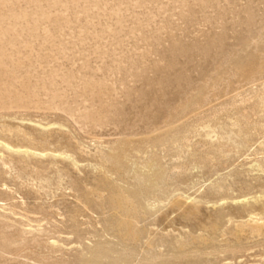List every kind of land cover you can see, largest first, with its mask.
I'll return each instance as SVG.
<instances>
[{"label":"rangeland","instance_id":"374dc122","mask_svg":"<svg viewBox=\"0 0 264 264\" xmlns=\"http://www.w3.org/2000/svg\"><path fill=\"white\" fill-rule=\"evenodd\" d=\"M0 15V264H264V0Z\"/></svg>","mask_w":264,"mask_h":264},{"label":"bare ground","instance_id":"6f19581e","mask_svg":"<svg viewBox=\"0 0 264 264\" xmlns=\"http://www.w3.org/2000/svg\"><path fill=\"white\" fill-rule=\"evenodd\" d=\"M1 16V15H0ZM2 50L0 49V52H1ZM11 59H13V58H10V57H8V58H4V59H0V66H2V67H6V65H8V63L9 64H11L10 62L12 61ZM8 62V63H7ZM13 62V61H12ZM8 68V67H7ZM7 70V69H6ZM6 89V88H5ZM6 91V90H5ZM4 91V92H5ZM0 148L1 149H3V150H14V148H13V146H11L10 144H8L7 142H4V141H2V140H0ZM16 152H18V153H21V154H24V155H37L36 153L37 152H32V150H29V149H26V148H18V149H16ZM0 155H1V152H0ZM41 156H43V155H41ZM184 197V196H183ZM179 199V198H178ZM249 221L250 222H254V221H256V223H260V224H264V218H257L256 216H251L250 218H249Z\"/></svg>","mask_w":264,"mask_h":264}]
</instances>
